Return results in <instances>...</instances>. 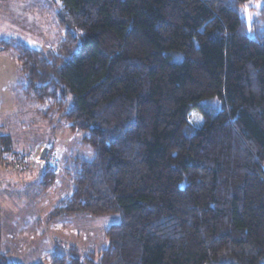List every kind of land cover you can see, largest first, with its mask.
I'll use <instances>...</instances> for the list:
<instances>
[{"label": "trees", "instance_id": "1", "mask_svg": "<svg viewBox=\"0 0 264 264\" xmlns=\"http://www.w3.org/2000/svg\"><path fill=\"white\" fill-rule=\"evenodd\" d=\"M57 1L55 48L0 50L34 114L92 153L49 218L119 221L98 252L36 264H264V0L249 23L250 0ZM0 154L19 155L12 136ZM57 178L44 168L40 182Z\"/></svg>", "mask_w": 264, "mask_h": 264}, {"label": "rangeland", "instance_id": "2", "mask_svg": "<svg viewBox=\"0 0 264 264\" xmlns=\"http://www.w3.org/2000/svg\"><path fill=\"white\" fill-rule=\"evenodd\" d=\"M10 3L16 6L12 12L7 11L9 3L0 0V40L12 37L35 49L45 51L55 48L62 39V31L54 19L58 1L26 0L29 11L23 1L18 3L12 0ZM259 5L260 1L250 0L244 6L242 12L248 23ZM21 82L14 52L0 51V136L10 131L18 137L22 134L17 128L21 122L34 131L29 132L32 137L47 127V121H44V125L38 123L40 117L34 114L31 103L27 105L20 101L22 98L18 96L17 86ZM8 121H11V128L7 130L5 124ZM188 122L191 126L199 127L202 119L193 112ZM53 133L51 142L49 140L44 144L53 146L60 162L62 171L61 175H56L57 182L43 185L39 175L28 171L35 168L38 162L24 170L0 163V253L7 252L10 259L18 264L46 262L55 253H67L72 246L82 253L98 252L107 245L104 230L119 221L116 215L76 214L56 220L49 218L51 209L70 192L67 172L73 171L74 161L92 157L90 148L80 141L78 132L71 133L63 125ZM30 142L27 140L26 145ZM15 152L22 155L24 151L16 148ZM38 165L41 174L44 168Z\"/></svg>", "mask_w": 264, "mask_h": 264}, {"label": "crops", "instance_id": "3", "mask_svg": "<svg viewBox=\"0 0 264 264\" xmlns=\"http://www.w3.org/2000/svg\"><path fill=\"white\" fill-rule=\"evenodd\" d=\"M1 1L3 3H9L8 6H7V11L8 12H12V10L15 9V7H16V6H13L10 3V2H12V0H1ZM15 1H17L18 3L21 2V1H23L24 4H25V7H27V10L28 11L30 10L29 3L28 4L25 3L26 0H15ZM17 89H18V86H17ZM18 96H20L22 98V99H20L21 102H24L25 104H27L24 101V99H23V97H22V95L20 94L19 91H18ZM10 123H11V121H8V124H7V122L5 124L6 127H7L6 128L7 130H8V127L11 128V126H10L11 124ZM38 123L40 125H44V121L42 119H39L38 120ZM17 128H20V130L22 131V132L20 131L22 134H19L18 137H17V135L15 136V133H11L10 131L4 132L5 134L4 133L3 134L4 135L7 134L9 136H12L14 149L15 150H16V148L17 149H21L22 151H24L23 152L24 155H32L34 152L39 151L43 145H46L47 144V143L44 144V142H46V141L48 142L49 140L51 142V138H52V136L54 134V133H51L49 125H47V127H43V129H40V132L38 134H35V136H33V137H32L31 134L29 135V132L30 133H33L34 131H32L31 128L27 129L26 125L23 124V122H21V124ZM12 132H13V130H12ZM35 132L37 133L38 130H35ZM27 140H30L31 142L26 145V141ZM50 146H51V153L57 157L56 152L53 149V146L51 144H50ZM34 167L35 168L29 169L28 171H32L33 174L35 173V174L39 175V177H40L41 174H39L38 164H36ZM61 171H62V169H61ZM59 175H61V172L59 173ZM69 183H70V181H69ZM56 184L57 183H55L54 185H56ZM61 217H66V216H61ZM56 219H59V217H57Z\"/></svg>", "mask_w": 264, "mask_h": 264}, {"label": "built area", "instance_id": "4", "mask_svg": "<svg viewBox=\"0 0 264 264\" xmlns=\"http://www.w3.org/2000/svg\"><path fill=\"white\" fill-rule=\"evenodd\" d=\"M45 151V156L40 160L42 152ZM36 153H38L36 155ZM40 164V168L51 169L54 175H59L61 171V166L58 158L51 153V146L49 144L43 145L38 152H34L32 155L27 156H4L1 155L0 163L7 165L8 167L24 170L26 168L33 167L36 163ZM39 166V165H38Z\"/></svg>", "mask_w": 264, "mask_h": 264}, {"label": "water", "instance_id": "5", "mask_svg": "<svg viewBox=\"0 0 264 264\" xmlns=\"http://www.w3.org/2000/svg\"><path fill=\"white\" fill-rule=\"evenodd\" d=\"M45 153H46L45 151L42 152V154H41V158H42V159L44 158Z\"/></svg>", "mask_w": 264, "mask_h": 264}]
</instances>
